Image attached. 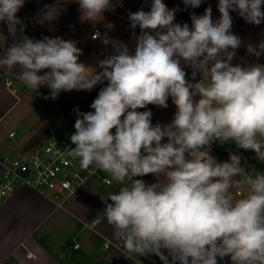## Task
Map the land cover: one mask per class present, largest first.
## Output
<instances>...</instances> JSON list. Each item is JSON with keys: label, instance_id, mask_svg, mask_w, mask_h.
Listing matches in <instances>:
<instances>
[{"label": "clouds", "instance_id": "obj_1", "mask_svg": "<svg viewBox=\"0 0 264 264\" xmlns=\"http://www.w3.org/2000/svg\"><path fill=\"white\" fill-rule=\"evenodd\" d=\"M46 4L39 23L61 15L60 3ZM81 19L101 22L115 11L113 0H76ZM203 0H183L185 9ZM25 0H0V70L18 68L30 89L91 92V111L75 109L74 148L80 167L99 169L120 185L109 195L103 216L128 253L157 256L162 264H264V171L242 164L239 154L218 161L214 143L250 150L264 162V38L244 43L232 31L236 12L248 24L264 23V0H218L175 22L177 8L152 0L149 11L129 12L134 50L101 37L112 53L89 66L73 40L25 33L17 16ZM113 29L114 24L105 25ZM139 28V34L135 29ZM19 33V35H18ZM244 45L251 62L233 63ZM185 68H190L191 78ZM199 76V79H197ZM176 111L167 124L152 123L148 105ZM152 175L155 181L142 177Z\"/></svg>", "mask_w": 264, "mask_h": 264}, {"label": "crops", "instance_id": "obj_2", "mask_svg": "<svg viewBox=\"0 0 264 264\" xmlns=\"http://www.w3.org/2000/svg\"><path fill=\"white\" fill-rule=\"evenodd\" d=\"M54 3H57V0H25L24 6L17 13L26 25L24 34L34 39L49 36L73 40L82 50L80 62L95 66L98 60L104 59L113 50L111 45L105 46L101 38L92 36L94 29L99 28L101 37L107 35L109 38L119 39L128 44L130 51L134 50L133 30L123 12L128 7L146 6L150 9L152 0H113L115 11H106L103 21L95 23L81 19L76 0H62L61 15L50 24L41 25V9L46 4ZM164 3L169 9H179L175 22L181 24L190 25V14L194 12L202 15L209 5L212 7L213 18L218 19L220 16L218 0H203L201 5L194 9H185L183 0H164ZM230 14L233 17L232 31L240 36L245 44L264 38V23L259 26L251 25L236 12ZM108 23L114 24L115 27L106 28ZM135 31L139 34L138 28ZM0 33L7 38L9 44L12 42L6 24L0 23ZM254 59L246 54L242 45L237 50L233 63L251 62ZM258 62L264 63V56ZM0 71L5 78L12 79L14 87L17 88V91H13L4 81L0 83V122H11L17 130L9 133L0 130L1 158L6 153L31 151L51 134L52 123H47L46 117H34L38 106H42L45 101L40 99L50 96V90L47 87L38 90L27 88L18 78V68ZM185 71L189 74L192 70L185 68ZM103 86H106V82L98 84L91 92L73 90L62 99L56 100V103L67 101L61 108V113L71 100L91 111L90 104ZM53 108L54 105L51 110ZM144 110L153 113L152 119L156 123L167 124L172 120L176 108L169 98L167 108L148 105L147 109H140ZM231 145L224 148L231 149ZM232 150L238 151L235 148ZM1 174L0 163V179ZM142 179L148 183L155 181L152 175ZM119 187L118 183L104 186L97 180H91L67 197L56 196L53 192L44 193L30 186L16 188L0 199V264H151L158 259L157 256H139L135 253L125 255L120 250L106 251L103 247L105 241L117 240L102 213L109 202V195L117 192ZM219 264H231V261L226 257Z\"/></svg>", "mask_w": 264, "mask_h": 264}, {"label": "built area", "instance_id": "obj_3", "mask_svg": "<svg viewBox=\"0 0 264 264\" xmlns=\"http://www.w3.org/2000/svg\"><path fill=\"white\" fill-rule=\"evenodd\" d=\"M140 9L150 10L146 6L128 7L124 10L123 16L128 20L129 12ZM96 32H99V28L94 29L93 37H96ZM188 77L191 78V72ZM197 79H199V76H197ZM4 82L13 91H17L12 79L5 78ZM77 108L81 112L88 111L78 103L67 106L56 120L55 127L47 140L37 144L31 151L6 153L1 156L0 199L21 186H30L44 193L53 192L56 196L63 195L67 197L83 188L87 182L93 179L104 186H112L116 183L111 182L110 177L99 169L93 167L87 170L81 169L79 161L68 154L69 148L75 147L70 141V136L75 131V109ZM152 123L156 124L153 119ZM215 146L220 147L221 144L214 143L212 148ZM76 247H78V244ZM103 247L106 251L117 249L125 255L131 254L125 250L123 242L119 240H107L104 242ZM151 264H162V261L158 258Z\"/></svg>", "mask_w": 264, "mask_h": 264}, {"label": "trees", "instance_id": "obj_4", "mask_svg": "<svg viewBox=\"0 0 264 264\" xmlns=\"http://www.w3.org/2000/svg\"><path fill=\"white\" fill-rule=\"evenodd\" d=\"M5 79V75L0 71V83L3 82ZM68 95V92H61L58 98L56 100L62 99V97ZM75 103L73 100H71L67 106ZM229 144H223L221 147L215 146L211 149V154L216 157L218 161H224L227 160L229 157V153H235L239 154L242 158V164L245 166H248L250 169L258 170V171H264V162H260L259 160L255 159V153H253L250 150H243L241 152L232 150V149H226L224 146H228Z\"/></svg>", "mask_w": 264, "mask_h": 264}, {"label": "rangeland", "instance_id": "obj_5", "mask_svg": "<svg viewBox=\"0 0 264 264\" xmlns=\"http://www.w3.org/2000/svg\"><path fill=\"white\" fill-rule=\"evenodd\" d=\"M43 105L42 106H38L37 110L35 111V116H37V119L41 118L42 117H46V121L47 123H52V128L51 130L53 131L54 129V124L56 122V120L60 117L61 115V108L64 107L63 105L67 103V101H65L64 103H61V102H58L56 103V99H46V98H42L40 99V101H43ZM54 105V108L51 110V106L53 107ZM0 130L3 131L5 130L7 133H9L10 131H14V132H17L15 126L10 122H6L3 121V122H0ZM50 136V135H49ZM48 136V137H49ZM47 137V138H48ZM47 138H45L44 140H47ZM43 140V141H44ZM42 141V142H43ZM222 146V145H221ZM220 146V147H221ZM225 147V146H224ZM232 147L231 149L235 148L237 149L238 151H240L241 153H243V149H238L236 146H234L233 144L231 146H229V148ZM94 180V179H93ZM106 189V188H105Z\"/></svg>", "mask_w": 264, "mask_h": 264}]
</instances>
